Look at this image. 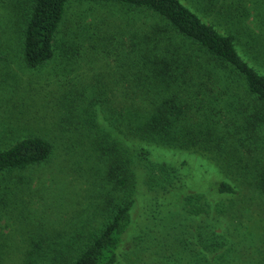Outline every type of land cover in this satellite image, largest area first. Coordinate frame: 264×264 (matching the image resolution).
Returning <instances> with one entry per match:
<instances>
[{
  "label": "trees",
  "instance_id": "obj_1",
  "mask_svg": "<svg viewBox=\"0 0 264 264\" xmlns=\"http://www.w3.org/2000/svg\"><path fill=\"white\" fill-rule=\"evenodd\" d=\"M73 1L0 0V74L15 73L14 63L29 71L54 63L47 70L63 89L59 117L69 124L64 150L73 158L61 173L98 168L108 186L101 188L122 196L105 200L108 219L92 236L55 224L26 232L19 264H119L126 234L158 210L165 218L159 231L179 247L176 262L263 264L239 230L242 220L232 221L217 200L239 192L222 172L232 166L264 199V0H87L147 18L133 28L123 16L122 40L101 52L116 63L106 76L76 70L98 49L89 44L80 55L98 31L82 43L86 30L67 27L60 36ZM219 15L230 25L217 23ZM249 16L259 35L239 45ZM20 130L11 131L29 129ZM9 137L0 141V175L40 166L55 153L43 135ZM136 160L148 161L143 170Z\"/></svg>",
  "mask_w": 264,
  "mask_h": 264
},
{
  "label": "rangeland",
  "instance_id": "obj_2",
  "mask_svg": "<svg viewBox=\"0 0 264 264\" xmlns=\"http://www.w3.org/2000/svg\"><path fill=\"white\" fill-rule=\"evenodd\" d=\"M193 1L196 0H189L191 5L196 6ZM126 8L117 4L94 3L87 0H74L68 6V20L63 24L60 36L67 27L72 29L73 33L86 30L88 33L80 35L83 37L78 41L82 43L81 40L88 34L98 31L83 45L80 55H87L89 44L98 46V49L93 51L90 59L85 60L88 64H85L84 60L80 61L81 67H77V71L101 72L106 76L108 69L114 70L116 63L110 62L101 52L104 51L106 44H115L122 40L119 39V31L122 30L123 16L129 18L127 21L133 28H136V23L147 20L143 14ZM219 16L215 18L217 23L230 25L224 20L223 15ZM89 22L92 24L88 25ZM79 25H82V29ZM245 26H249V30L245 28L244 34L240 35L239 45L259 35L258 26L251 16L248 17ZM76 38H79V35L73 37L74 40ZM65 43H71L70 39ZM54 65L51 63L38 71H29L20 69L19 65L14 63L15 73L0 74V141L12 138L9 136L13 134L21 136L31 133L49 138L56 146L55 153L48 162L0 175V205L3 201L8 203L10 201L9 204L0 206V254H2L0 264H19V258H22L26 247L23 239L28 231L43 230L55 224L56 229L60 230H81L80 233L85 237L96 234L108 219L105 200L112 197L120 201L122 196V192L118 190L108 193L107 188H101L108 186L98 175L100 172L98 168L94 173L89 171L88 174L61 173L63 168L60 166L72 164L73 158L69 154L65 156L64 150V140L69 136L65 132L69 124L59 117L63 89L57 84L59 82L57 76L47 70ZM24 127H28L29 130L18 133L11 131H21L20 129ZM85 132L91 131L85 129ZM146 162L136 160V167L143 170ZM229 169H223L222 172L224 171L223 174L237 185L239 192L232 197L218 199L217 204L232 221L242 220L240 232L243 230L244 234L246 233V242H252L264 259V199L255 195L250 186L241 183L235 167ZM143 197L144 202L137 211L143 212L142 219L148 216L144 208L150 198L146 195ZM162 213L158 210L154 213V218L149 216V221L139 220L126 234L120 248L123 259L119 264H130L127 258L129 261L131 259L132 264H185L183 260L175 261L176 256L172 254L176 253L179 247L171 239V242L167 240L164 230L159 231L161 230L159 227L163 226ZM153 223H156L155 229ZM139 236H143V241L136 245L135 238ZM149 236H152V239H148ZM241 249L248 253L246 249Z\"/></svg>",
  "mask_w": 264,
  "mask_h": 264
}]
</instances>
